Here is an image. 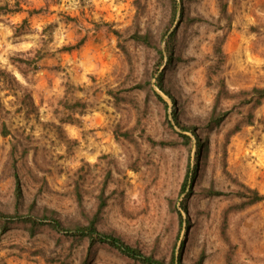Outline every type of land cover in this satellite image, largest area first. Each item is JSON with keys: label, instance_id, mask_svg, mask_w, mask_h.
Wrapping results in <instances>:
<instances>
[{"label": "rangeland", "instance_id": "obj_1", "mask_svg": "<svg viewBox=\"0 0 264 264\" xmlns=\"http://www.w3.org/2000/svg\"><path fill=\"white\" fill-rule=\"evenodd\" d=\"M176 2L0 0V209L14 211L16 165L24 213L95 221L157 260L264 264V201L249 203L264 196V103L244 96L264 88V0ZM87 258L140 264L47 226L0 230V264Z\"/></svg>", "mask_w": 264, "mask_h": 264}, {"label": "trees", "instance_id": "obj_2", "mask_svg": "<svg viewBox=\"0 0 264 264\" xmlns=\"http://www.w3.org/2000/svg\"><path fill=\"white\" fill-rule=\"evenodd\" d=\"M172 6L175 9H177V2L176 0H171ZM141 39H145V41H149L148 37H144ZM176 41V34L173 33L169 40L166 43V52L168 53L170 60L173 59V49ZM169 60V61H170ZM171 62V61H170ZM163 64V56L160 53L159 63L157 65V70L162 66ZM156 85L160 91L163 93L170 95V93L166 90V87L164 85V76L161 74L159 78L157 79ZM245 96V102L250 105L253 104L255 107H259L264 103V88H255L249 92L244 93ZM173 98V97H172ZM173 101L175 102V99L173 98ZM227 114L218 113L217 109L215 108L213 112H211L210 117L207 120V125L205 127V130L208 129L210 131H215L218 129L225 119ZM173 118L175 121V124L177 127H179L184 132H192L195 133V129L188 128L181 124L178 113L176 109L173 112ZM7 133L4 135L6 136ZM196 135V134H195ZM190 143L191 140L187 136H184ZM210 142L209 138L206 137L200 138L197 137V158L199 159L200 155L204 158L209 153ZM14 177H15V207L14 211L12 213H5L0 209V230L1 233H4L7 231V229H11V227H15L18 225H22L26 227L27 231L29 232L31 237H34L36 233L38 232V229L41 227L47 226L51 231H54L59 234H63L67 237L75 238L77 240H87L90 243V249L94 247L97 244H103L108 245L114 248L115 250L119 251L122 255L139 262L140 264H181V257L176 258L173 256L170 261H164V260H157L153 257L146 256L143 253H141L139 250L134 249L125 243H123L120 239L102 233L97 229L96 222L90 221L88 223L84 224H77L74 229H69L63 226L61 221L57 219L55 216H53V212H42L41 215H37L34 212V209L36 207V204H32L30 211L28 213H24L21 209L22 201H23V189L22 184L19 179L18 171L16 165L14 166ZM191 172H189L185 177V183L184 188L182 192L184 193L186 190V185L192 184L193 177H190ZM252 194V197L249 199L251 200L249 203L254 205L260 202L264 201V196H261L257 191H250ZM77 197L79 200V203H81V195L78 192ZM183 210L185 213L188 214V208L186 206V203H183ZM50 214V215H49ZM11 226V227H10ZM83 264H91L87 258L83 262Z\"/></svg>", "mask_w": 264, "mask_h": 264}]
</instances>
